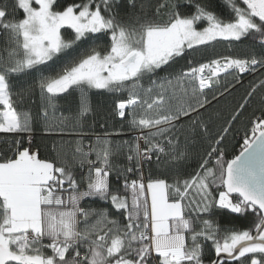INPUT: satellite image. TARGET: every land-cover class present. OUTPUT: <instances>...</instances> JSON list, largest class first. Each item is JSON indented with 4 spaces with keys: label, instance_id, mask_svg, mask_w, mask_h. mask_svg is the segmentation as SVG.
Here are the masks:
<instances>
[{
    "label": "snow or ice",
    "instance_id": "snow-or-ice-1",
    "mask_svg": "<svg viewBox=\"0 0 264 264\" xmlns=\"http://www.w3.org/2000/svg\"><path fill=\"white\" fill-rule=\"evenodd\" d=\"M0 264H264V0H0Z\"/></svg>",
    "mask_w": 264,
    "mask_h": 264
},
{
    "label": "trees",
    "instance_id": "trees-1",
    "mask_svg": "<svg viewBox=\"0 0 264 264\" xmlns=\"http://www.w3.org/2000/svg\"><path fill=\"white\" fill-rule=\"evenodd\" d=\"M225 47H226V45H223V44L222 45H218L217 46V50L218 51H224ZM242 92H243V89H240L234 95L237 98H239V96H240V94ZM228 100H229V102H233L234 103V101H232V98L231 97H229ZM92 102H93V104L98 105V106H100V107L103 108V107H106L107 106V103L108 102H110V97H108L107 95H105L103 92H94L92 94ZM221 103L223 104L225 102L222 101ZM97 130L99 131V128H97ZM37 139H40V137H37ZM232 152L238 154V152H239V144H237L236 147L232 149ZM229 158H231V156H229Z\"/></svg>",
    "mask_w": 264,
    "mask_h": 264
}]
</instances>
